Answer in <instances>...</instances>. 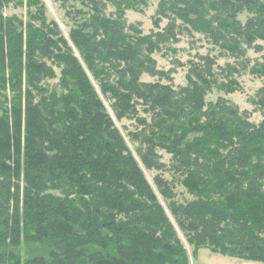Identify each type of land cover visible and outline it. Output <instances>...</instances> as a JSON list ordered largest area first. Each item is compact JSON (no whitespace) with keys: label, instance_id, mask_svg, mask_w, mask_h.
I'll list each match as a JSON object with an SVG mask.
<instances>
[{"label":"trees","instance_id":"trees-1","mask_svg":"<svg viewBox=\"0 0 264 264\" xmlns=\"http://www.w3.org/2000/svg\"><path fill=\"white\" fill-rule=\"evenodd\" d=\"M14 1L0 0V264H191L144 167L174 176L155 184L194 250L264 263V118L208 100L237 88L249 49H262L264 0H165L167 30L150 35L124 17L138 0H80L86 10L68 12L72 45L41 0H28L27 23L5 17ZM183 31L235 65L207 54L185 85L143 81L166 75L152 55ZM55 65L60 90L44 84ZM250 71L264 77V62ZM101 94L136 121L135 153ZM252 101L264 117V87ZM176 182L192 199L177 198Z\"/></svg>","mask_w":264,"mask_h":264},{"label":"rangeland","instance_id":"rangeland-1","mask_svg":"<svg viewBox=\"0 0 264 264\" xmlns=\"http://www.w3.org/2000/svg\"><path fill=\"white\" fill-rule=\"evenodd\" d=\"M44 4L45 16L48 22L55 21L63 32V35L71 43L70 32L76 26L73 17H69L68 12L72 11L73 14L76 10L84 9L80 0H41ZM162 1L165 0H138L135 6L128 7L124 10V17L127 23L133 25L138 30L142 31L143 35H150L157 32H163L167 30L166 27L169 24V19L163 18L159 15V9ZM167 1V0H166ZM37 10L36 7H30L28 0H16L10 5L3 8L2 13L5 17H19L23 19L26 23L31 20L30 12ZM117 8L110 4L107 7L106 14H116ZM247 14H243L240 18L245 22L247 19ZM81 21V20H80ZM36 24H40L39 21H34ZM177 23H181L178 21ZM175 30H180L176 28ZM186 30V29H182ZM175 40V39H174ZM256 45L262 46L260 51L255 48H251L248 51V55L252 58L250 62L251 66H254L256 62H264V40L260 39ZM210 54L215 58V62L218 66H226L227 63L235 65V61L232 58L221 56L219 49L215 48L213 44L210 43L208 38L203 34L194 32L189 33L183 31V34L177 35V40L168 41L164 43L161 50L155 51L152 55L153 59L156 61V67L159 72L166 74L162 78L160 76L152 77L149 75L143 76V81L146 82H156L159 79L163 83L173 82L176 87L180 85H185L187 83V78L190 74V70L194 63H200L203 56ZM250 67L247 69H239L237 73L234 74V78L237 80L234 88L230 92L219 90L215 88L209 95L208 100L216 101L219 97H224L230 100L232 103L239 106L241 111H248L251 114V121L255 123H260L263 120L262 110L253 104V98L257 96L259 89L264 87V77H259L250 71ZM56 77L47 79L44 83L50 89L60 90V78L62 76V67L57 65L54 66ZM168 78V79H167ZM97 85V83L95 82ZM98 87V85H97ZM99 89V87H98ZM102 98L111 113L116 125L120 128L123 134L126 136L127 141L133 152L135 153V145L130 141L129 133L139 129L135 120L123 118L119 120L115 114L112 107V102L102 95ZM163 155V162L167 165L171 163V155L167 154L165 151H161ZM147 178L157 191L159 199L164 206L166 212L171 217L175 226L178 229L179 235L187 249L191 264H264L260 261L248 260L234 256L224 255L220 252L212 250L210 247H201L194 250V247L190 245L185 238L182 231L178 228L170 209L168 207V202L159 194L156 184L155 176L159 173L163 174L168 180L172 181L174 176L172 173L166 170L161 171H149L144 167ZM177 198L181 201H186L192 199V196L187 192V189L181 185L179 182L175 183Z\"/></svg>","mask_w":264,"mask_h":264}]
</instances>
